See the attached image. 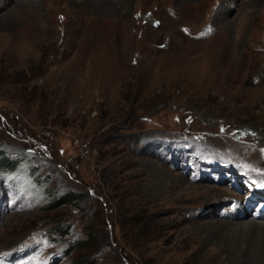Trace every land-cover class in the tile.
I'll return each instance as SVG.
<instances>
[{
    "label": "rangeland",
    "instance_id": "374dc122",
    "mask_svg": "<svg viewBox=\"0 0 264 264\" xmlns=\"http://www.w3.org/2000/svg\"><path fill=\"white\" fill-rule=\"evenodd\" d=\"M0 145V264H264L217 223L264 220L194 179L205 158L264 185V0H0ZM31 165L76 206L44 209Z\"/></svg>",
    "mask_w": 264,
    "mask_h": 264
},
{
    "label": "trees",
    "instance_id": "16d2710c",
    "mask_svg": "<svg viewBox=\"0 0 264 264\" xmlns=\"http://www.w3.org/2000/svg\"><path fill=\"white\" fill-rule=\"evenodd\" d=\"M5 150H6L5 146L2 147L0 145V171L15 170L17 168L16 163L14 164L11 161V159H12L11 155H10V161H9V158H8L9 153ZM31 169H33V171H36L35 166H31ZM38 180H39L38 182H40V180L43 181V183L45 184L44 188H46L45 190L49 194L48 203L46 204V207L44 209H53V208L61 206V205H75L76 206L77 201L80 199L76 193H73L71 191L58 193L56 190L48 189L47 188L48 178L46 176L45 177L43 176L41 178L39 177ZM55 232L59 235L61 234V230H56ZM90 239L91 238L87 235L84 242L89 241ZM79 264H85V263L80 262Z\"/></svg>",
    "mask_w": 264,
    "mask_h": 264
},
{
    "label": "bare ground",
    "instance_id": "6f19581e",
    "mask_svg": "<svg viewBox=\"0 0 264 264\" xmlns=\"http://www.w3.org/2000/svg\"><path fill=\"white\" fill-rule=\"evenodd\" d=\"M218 11V10H217ZM214 16V15H213ZM213 19V18H212ZM215 19V21H217V20H227V19H225V17H222V18H214ZM229 22V21H228ZM228 22H226V23H228ZM182 31L183 32H185V33H187V30H186V28L185 27H183V29H182ZM229 39V38H228ZM254 39V37L253 38H251V40H253ZM235 40V39H234ZM230 43H232L231 45H230V47L228 48L229 49V51L230 52H232L235 48H236V43L234 42V41H232V39L230 38ZM229 43V41L227 40V38H226V40H225V42H224V45L225 44H230ZM222 48H223V45L221 46ZM221 48V49H222ZM224 48H227V46L226 47H224ZM234 48V49H233ZM216 50V49H215ZM215 50H213V51H215ZM223 50V49H222ZM224 51V50H223ZM253 53V52H252ZM223 54V53H222ZM213 59V58H212ZM248 63V62H247ZM208 71V70H207ZM205 78V77H204ZM208 190V189H207ZM214 190V189H213ZM213 192V191H212ZM234 206V205H233ZM229 221V220H228ZM233 223H228V222H217L218 224H221V225H223V226H226V227H229L230 226V229H232V227H237L235 230H241L240 228L242 227V226H246V227H248L249 229H251V230H253V231H258V232H260L261 233V237L262 238H259L260 239V243H261V246H264L263 245V243H264V233H263V231H264V223H260V222H255V221H249L248 223H243V222H239V221H232ZM216 223V224H217ZM238 233H240V232H237V233H235V235L236 234H238ZM251 233V232H250ZM240 235V234H239ZM242 235V234H241ZM240 235V236H241ZM247 235V234H246ZM243 236H245V235H243ZM237 237H239V236H237ZM243 239V238H242ZM247 239V238H246ZM236 241V240H235ZM252 243H253V240L251 241ZM251 242H248V244L250 245V243ZM258 242V241H257ZM247 244V243H246ZM251 246H253V245H251ZM246 248V247H245ZM251 248V247H250ZM254 249V248H253ZM256 249V248H255ZM251 250V249H250ZM250 252V251H249Z\"/></svg>",
    "mask_w": 264,
    "mask_h": 264
}]
</instances>
